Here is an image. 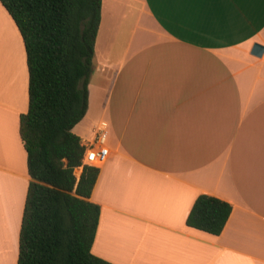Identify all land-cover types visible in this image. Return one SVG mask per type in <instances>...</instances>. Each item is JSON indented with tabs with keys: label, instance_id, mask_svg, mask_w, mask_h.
Returning a JSON list of instances; mask_svg holds the SVG:
<instances>
[{
	"label": "crops",
	"instance_id": "crops-1",
	"mask_svg": "<svg viewBox=\"0 0 264 264\" xmlns=\"http://www.w3.org/2000/svg\"><path fill=\"white\" fill-rule=\"evenodd\" d=\"M0 7L11 34L0 37V264H17L30 182L19 135L28 69ZM254 44L264 47V0H102L96 73L73 128L86 145L107 124L109 155L90 196L100 206L95 256L264 264V51L252 54ZM201 194L232 206L219 235L186 224Z\"/></svg>",
	"mask_w": 264,
	"mask_h": 264
},
{
	"label": "trees",
	"instance_id": "trees-1",
	"mask_svg": "<svg viewBox=\"0 0 264 264\" xmlns=\"http://www.w3.org/2000/svg\"><path fill=\"white\" fill-rule=\"evenodd\" d=\"M26 53L28 109L19 117L30 182L19 231L17 264H112L91 247L100 206L90 200L99 169L82 166L84 145L73 128L88 108L102 0H0ZM232 206L201 194L189 227L219 235Z\"/></svg>",
	"mask_w": 264,
	"mask_h": 264
},
{
	"label": "built area",
	"instance_id": "built-area-1",
	"mask_svg": "<svg viewBox=\"0 0 264 264\" xmlns=\"http://www.w3.org/2000/svg\"><path fill=\"white\" fill-rule=\"evenodd\" d=\"M84 148L82 166L78 170H81L84 165L97 167L107 159L109 149L107 147V124L105 122L99 124L93 140L84 145Z\"/></svg>",
	"mask_w": 264,
	"mask_h": 264
},
{
	"label": "rangeland",
	"instance_id": "rangeland-1",
	"mask_svg": "<svg viewBox=\"0 0 264 264\" xmlns=\"http://www.w3.org/2000/svg\"><path fill=\"white\" fill-rule=\"evenodd\" d=\"M1 8V7H0ZM1 10V9H0ZM4 24V20H3V18H2V16L0 15V37H3L5 40H6V38H8V35L11 37V34L9 33L10 31L8 30V26L6 25V27L4 28V27H2L1 28V25H3ZM3 29H5V31L3 30ZM7 30H8V34H7ZM20 40V39H19ZM12 42V44L13 45H16L15 44V42H13V40L11 41ZM10 44V42L8 43V45ZM18 44H19V42H18ZM17 48H18V51H15L14 52V56H17L18 58H20V59H22V61H23V71L21 70V73L23 74H25V65H24V62H25V53H24V50H21L20 49V51H19V47L17 46ZM20 48H21V42H20ZM10 59H11V57H10ZM93 73H96V66H95V55H94V57H93ZM92 73V74H93ZM92 76V75H91ZM95 76V75H94ZM94 78V77H93ZM95 82V79H93V83ZM93 108L94 109H96V103H94L93 105ZM73 131V130H72ZM73 133H74V131H73ZM75 134V133H74ZM76 174L78 175L79 174V170H76Z\"/></svg>",
	"mask_w": 264,
	"mask_h": 264
},
{
	"label": "water",
	"instance_id": "water-1",
	"mask_svg": "<svg viewBox=\"0 0 264 264\" xmlns=\"http://www.w3.org/2000/svg\"><path fill=\"white\" fill-rule=\"evenodd\" d=\"M264 51V47L260 44H254L253 49H252V54L256 56H260Z\"/></svg>",
	"mask_w": 264,
	"mask_h": 264
}]
</instances>
